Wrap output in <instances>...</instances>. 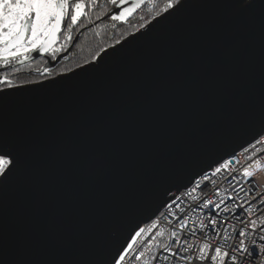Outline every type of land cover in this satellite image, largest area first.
<instances>
[{
	"label": "snow or ice",
	"instance_id": "snow-or-ice-1",
	"mask_svg": "<svg viewBox=\"0 0 264 264\" xmlns=\"http://www.w3.org/2000/svg\"><path fill=\"white\" fill-rule=\"evenodd\" d=\"M110 2L117 4V0ZM128 2L119 0L120 4ZM147 4L155 6L157 0H131L130 7L111 19L126 20ZM96 6L97 0H87V3L85 0H0V68L10 70L0 75V264H136L145 256L140 249L145 248L151 253L152 247L157 246L152 241L165 235L160 227L162 222L175 229L168 233L170 241L159 244L160 251L143 260L142 264H264V208L253 203L258 200L259 205H264V192L259 191L264 184L257 179L258 173L264 170L261 163L264 150L257 148L258 145L264 146V0H191V3L189 0H165L164 7L157 12V16L161 12L167 13L163 17L167 20L188 7L231 6L239 10V15L226 24L194 32L177 51L176 57L189 66H197L202 53L209 49L229 56L227 63L217 66L214 83L207 89L204 99L198 106L188 108V118L195 123L203 117L206 109L220 102L225 87L238 89L243 86L248 53L258 49L259 109L255 117L233 130L250 137L248 143L252 153L243 157L248 163L242 172L248 189L241 185L237 190L233 185L234 195L219 202L210 198L201 201V197L195 194L199 191L205 197L218 195L214 178L223 173L228 179L229 174L239 171L235 165L240 163L237 159L240 154L223 151L228 137L188 138V146L170 151L162 140L148 135L134 154L121 158L108 177L112 184L122 186L124 192L116 222L130 223L133 218L143 217L135 221L120 246H110L101 239L87 253L66 260H47L33 257L29 238H21L14 244L7 239L3 214L9 196L22 193L37 210V218L39 209L51 196L49 185L38 180L35 172L37 145L46 133L37 128L22 136L19 132L6 130L3 117L19 105L17 98L22 88L13 83L10 75L18 71L15 65L28 60L33 52L45 53L55 59L62 51V47L56 46L59 34L70 42L74 26L82 23L86 7ZM57 83L53 79L40 87L50 88ZM243 152H248V148ZM231 179L236 180V176L232 175ZM94 191L91 185H85L83 201L74 200L67 211L79 216L90 214L94 209L88 197ZM240 192H244L243 198ZM251 192L256 195L249 199ZM189 198L191 203L187 208L182 207L180 202ZM60 200L63 203L62 196ZM193 205L207 210L212 233H203L206 225L202 221L199 227L201 236L195 244L190 240L196 237L197 230L189 228L186 219L187 212L195 210ZM217 210L227 215L220 216ZM169 217H175V223ZM218 227L222 231H216ZM182 229H187V234L181 232ZM146 234L149 236L147 240ZM40 242L43 246L47 238ZM133 251L138 254L131 255Z\"/></svg>",
	"mask_w": 264,
	"mask_h": 264
},
{
	"label": "water",
	"instance_id": "water-1",
	"mask_svg": "<svg viewBox=\"0 0 264 264\" xmlns=\"http://www.w3.org/2000/svg\"><path fill=\"white\" fill-rule=\"evenodd\" d=\"M130 3L121 4L120 12ZM237 15L239 10L231 6L188 7L167 20L164 13L94 61L22 86L19 105L3 119L6 130L22 136L37 128L46 133L37 145L35 172L49 185L51 196L39 209V218L22 193L7 198L3 228L9 242L27 237L33 257L47 260L87 253L101 239L110 246L124 243L135 221L143 217L116 222L124 192L108 177L148 135L162 140L170 151L188 146V138L209 136L228 137L223 150L227 152L248 145L250 137L233 130L259 109L258 49L248 53L243 86L225 87L220 102L195 123L188 118V108L204 99L217 66L227 63L229 56L209 49L197 66L176 57L194 32L226 24ZM53 79L58 81L54 87H40ZM85 185L95 189L88 197L94 210L86 216L69 213L74 200L83 201ZM44 237L47 243L42 246Z\"/></svg>",
	"mask_w": 264,
	"mask_h": 264
},
{
	"label": "trees",
	"instance_id": "trees-1",
	"mask_svg": "<svg viewBox=\"0 0 264 264\" xmlns=\"http://www.w3.org/2000/svg\"><path fill=\"white\" fill-rule=\"evenodd\" d=\"M164 4L165 0H157V4L152 6L150 10L137 12L131 19L123 21L113 20L110 16L106 17L107 9H102L101 5H98L97 11L99 14L97 17L102 18L103 22L94 26L86 24L87 30L84 35H81L77 41L71 40L68 42L69 49L72 43H74V46L64 58L61 57V59L59 57L56 59L58 67L55 74L67 73L94 61L104 49L119 43L139 28L145 26L164 7ZM95 9L93 13L96 12ZM115 12V15H118V11L116 10ZM37 75L42 76L43 73L40 72ZM15 84L24 86L27 81L18 80Z\"/></svg>",
	"mask_w": 264,
	"mask_h": 264
},
{
	"label": "built area",
	"instance_id": "built-area-1",
	"mask_svg": "<svg viewBox=\"0 0 264 264\" xmlns=\"http://www.w3.org/2000/svg\"><path fill=\"white\" fill-rule=\"evenodd\" d=\"M152 6H153L152 4H147L146 6L143 5L138 12L144 11V10H150L152 8ZM162 14H164V13L161 12L160 15H162ZM157 17H158L157 15L152 17L149 22H151L153 19H155ZM246 147L248 148V152L245 153V152H243V149ZM257 148L260 150H264V146L258 145ZM236 153L240 154L237 156V159L240 160V163L235 165V168L238 169L239 171L229 174L228 179H225V175L223 173L218 174V176L215 177L214 179H216V181H217L218 188L216 189V191H218L219 194L218 195H207V197H205V195H202L201 193H199V191H197V193H195V194L201 197V201L204 198H210V199L214 200L215 202H219L221 199H224L227 201V198L229 196L234 195V193L232 191L233 185L236 186L237 190H239L241 185H243V187L245 189H248V187H249L248 182L242 175L243 166L246 165L248 163V161L244 160L243 157L250 155L252 153V148L248 144L245 147H243L242 149H240L239 151H237ZM261 163H262V165H264V160H262ZM232 175L236 176V180L231 179ZM257 179L259 180V182L261 184H264V170H262L261 172L258 173ZM237 181H239V183H237ZM191 187L192 186L189 187V191L191 190ZM259 191L264 192V188L259 189ZM255 195H256L255 192L249 193V199H251ZM240 196H241V198H243L244 192H240ZM201 201H198V203ZM180 203H181L182 207L187 208V205L189 203H191V200L189 198L188 200L181 201ZM253 203L256 204L258 207L264 208V205L258 204V200L253 201ZM193 208L195 209L194 211L189 210L187 212L186 219L188 221V227L194 228L197 230L196 237H192V239L190 240L191 243L195 244V243H197V238L201 236V231L199 230V227H200V223L202 221L206 225V227L203 229V233L206 235H211L212 233H211L210 226H208V219L209 218L206 216L207 210L203 209V208H195V205H193ZM217 211L219 212L220 216H226L227 215L223 212H220L219 210H217ZM177 214H179L178 210H177ZM253 218H255V215L253 216ZM169 220H171L173 223H175V217H169ZM233 223H236V221H233ZM142 226H144V225H142ZM160 227L164 229L165 235L163 237H156L152 241V243L156 244L157 246L152 247L151 253L147 252V250L145 248H141L140 250L145 252V256L142 258L141 261H137L136 264H142L143 260L149 259L150 256H152V255H156L160 251L159 244L166 243V242L170 241V237H169L168 233L172 230H175V229L171 228L167 223H164V222L161 223ZM158 230L159 229L154 230V232L158 231ZM216 231H222V229L218 227L216 229ZM181 232L187 234V229H182ZM145 239L146 240L149 239V236L147 234L145 235ZM217 239H219V238L217 237ZM220 243H223V241L221 240ZM137 254H138V252H136V251H133L131 253V255H137ZM165 254H167V253H165Z\"/></svg>",
	"mask_w": 264,
	"mask_h": 264
},
{
	"label": "flooded vegetation",
	"instance_id": "flooded-vegetation-1",
	"mask_svg": "<svg viewBox=\"0 0 264 264\" xmlns=\"http://www.w3.org/2000/svg\"><path fill=\"white\" fill-rule=\"evenodd\" d=\"M85 2L87 3V0H85ZM97 3H98V5H101L100 7L102 9H105V8L107 9L108 13L105 14V15H107L106 17H109V16L112 17L113 15H115L116 10L118 11V14L120 12V5L121 4L119 3V0H117L116 5H113L110 2V0H97ZM97 7H99V6L86 7L85 16L81 17L82 23L78 22V24L76 26H74V30L72 32V36H73L72 41H77L81 37V35H84V33L87 30L86 24H90L91 26H94L95 24H99V23L103 22L102 18L97 17L99 14L97 11ZM94 9L96 11L95 13H93ZM133 16L128 17L126 20L131 19ZM62 32H63V28H62ZM56 46L62 47V51H60L56 54L55 59H53L50 55L45 54V53H42L39 55V53L33 52V53L29 54L30 58L28 60L23 61V63L16 64L15 67H16V69H18V71L15 73H12L10 75V79H12L13 83L15 84L16 81L22 80V81H27L26 85H31V84H35V83H39V82H42L45 80L52 79L58 75L65 74V73L55 74V71L57 70V67H58V62L56 61V59L59 57L64 58L65 55H67V53L70 51V49L72 50L74 43H72L70 45V49H69L68 42H66L63 39V35L61 33V34H59ZM112 46H114V45H112ZM112 46H110V47H112ZM110 47H108V48H110ZM108 48H106V49H108ZM106 49H104V50H106ZM8 71H10V70L0 68V75L6 74ZM40 72L43 73L42 76L37 75V73H40Z\"/></svg>",
	"mask_w": 264,
	"mask_h": 264
},
{
	"label": "rangeland",
	"instance_id": "rangeland-1",
	"mask_svg": "<svg viewBox=\"0 0 264 264\" xmlns=\"http://www.w3.org/2000/svg\"><path fill=\"white\" fill-rule=\"evenodd\" d=\"M146 25H147V24H146ZM146 25H145V26H146ZM145 26H143V27H145ZM143 27H141V28H143ZM141 28H139L137 31L141 30ZM137 31H136V32H137ZM134 33H135V32H134ZM132 34H133V33H132ZM24 86H25V85H24Z\"/></svg>",
	"mask_w": 264,
	"mask_h": 264
}]
</instances>
